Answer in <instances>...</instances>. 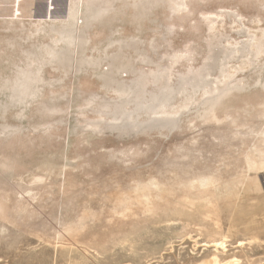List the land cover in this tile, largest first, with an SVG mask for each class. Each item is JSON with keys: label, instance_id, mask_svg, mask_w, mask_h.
<instances>
[{"label": "rangeland", "instance_id": "rangeland-1", "mask_svg": "<svg viewBox=\"0 0 264 264\" xmlns=\"http://www.w3.org/2000/svg\"><path fill=\"white\" fill-rule=\"evenodd\" d=\"M0 264H264V0H0Z\"/></svg>", "mask_w": 264, "mask_h": 264}]
</instances>
